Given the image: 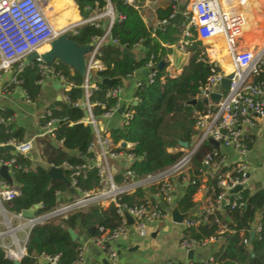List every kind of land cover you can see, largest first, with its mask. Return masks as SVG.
<instances>
[{"label": "built area", "instance_id": "1", "mask_svg": "<svg viewBox=\"0 0 264 264\" xmlns=\"http://www.w3.org/2000/svg\"><path fill=\"white\" fill-rule=\"evenodd\" d=\"M54 0H0V72L8 75L9 84H18L16 74L24 70L27 56L39 49L46 42L55 40L63 33H69L71 37L77 33V28L83 24H91L105 30L100 37H95L91 45L92 52L86 55L87 74L82 84L83 98L73 105L85 111L82 122L89 125L93 131V140L89 146L92 159L82 167L73 168L64 163L62 168L68 167L72 171V181L69 185L78 190V194L70 202L60 204L51 210L43 211L39 214L34 212L32 217H26L23 212H13L8 210L4 203L10 202L20 195V189L7 180H0V249L5 257L12 261L22 260L27 255V244L30 239L32 229L53 218L67 217L68 215L87 208L91 204H98L102 207L114 205L121 218L120 225L113 231L99 228L100 234L82 243L79 248V256L74 264H82L85 256L86 246L89 241L106 254L110 264H122L119 260V253L116 243L127 238L131 229L140 234L150 231V228L161 222L172 219V210L177 204L182 186L189 184V179L183 178L182 183L176 181V177L182 174L191 164L194 154L203 148L210 139L219 142L220 147L207 149L202 158L204 171L217 169L213 178L220 193L215 199L210 196L209 205L203 209L201 215L187 216L183 221V233L181 237V248L187 253L198 247L223 240L225 232L228 230L226 224L220 218L216 222L220 224L218 237L209 240L197 241L189 232V229L208 221V216L213 214L220 206L229 205L232 208L243 205L238 203V197L231 198L230 191L237 185H242L243 189L248 187L251 167L246 160L250 150L247 141V129L256 128L264 117V46L254 49H241L239 39L253 28L261 27V12L249 9L252 0H188V3L181 6L175 13L181 11L182 34L180 45L187 43L188 38L196 36L202 41L206 53L211 62L212 74L205 85L200 88L198 101L205 105L204 112L196 113L195 131L196 135L191 146L185 147L182 144L180 150L184 156L173 166L155 174L143 177L137 176L131 169L132 164L137 160L133 151L134 143L126 140L115 141L111 135V130L115 127H123L128 124V120L133 116V107L138 104V98L129 103H124L123 86H114L107 92V97L115 99L114 106L107 108L100 116L95 115V106L106 108V104L92 103L90 97L97 89L93 72L97 73L105 69L104 64L99 59L101 47L108 41L117 43L111 37V30L116 20H122L119 14L114 11L110 0H105L106 5L100 9L98 4L90 11L88 18L80 22L62 27L56 30L46 10ZM150 0H124L140 10L143 5ZM109 24L105 27L106 20ZM167 21H159L158 27H162ZM59 60L52 66L45 63L40 54L35 62L41 71L39 84L47 82L67 85L63 88L68 91L73 84L68 83L66 76L57 69ZM31 64V63H29ZM225 65H231L228 72ZM16 66V69H14ZM146 77L136 83V88L144 83H153L157 75V69L152 61L147 64ZM168 73L171 71L167 68ZM131 76V75H130ZM225 76H230V90L225 92L221 87V80ZM101 82V81H100ZM24 96L27 100L29 98ZM213 94H220L219 100H212ZM66 97V96H65ZM208 101L205 104V101ZM30 101V100H29ZM125 106L122 114L119 110ZM5 108L0 106V112ZM121 115V125L110 124L112 119ZM14 118L5 117L0 113V123H10ZM47 120L42 125L41 137H48L50 141L57 142L55 132L59 125V119L52 117L50 109L41 116V120ZM104 121V122H103ZM123 143H126L123 146ZM13 145L17 154L25 158H31L33 150L32 141L10 140L3 145ZM221 148L233 149L239 156L231 171H222L225 157ZM16 159H0V166L5 165L12 176ZM54 164L49 165L48 169ZM58 167V166H55ZM96 169L100 178L99 188L93 191H80L77 187L76 177L85 170ZM192 184L196 182L191 181ZM206 185V186H205ZM207 187V182L202 181L198 191ZM208 188V187H207ZM138 190L142 191V196L138 203L129 205L119 202L122 195H132ZM38 205V209L42 208ZM37 210V209H36ZM132 219V224L128 218ZM260 230V227L257 229ZM247 242V240H245ZM60 255L41 254L38 256V264H59ZM162 264H182L174 260H167ZM184 264H220L213 256L201 259L188 260Z\"/></svg>", "mask_w": 264, "mask_h": 264}, {"label": "trees", "instance_id": "2", "mask_svg": "<svg viewBox=\"0 0 264 264\" xmlns=\"http://www.w3.org/2000/svg\"><path fill=\"white\" fill-rule=\"evenodd\" d=\"M62 0H54L53 5ZM114 11L123 17L116 20L111 37L117 43L106 42L100 49L99 59L105 69L96 73L97 89L90 97L92 103L106 104V108L95 106L96 116H100L107 108L115 105L116 100L107 97L109 87L101 84L105 77L128 78L137 71H145L147 64L152 61L157 69L153 83H144L135 91L138 104L133 107V116L128 124L115 127L111 135L115 141L126 140L135 144L133 151L137 160L131 169L137 176L143 177L155 174L175 165L183 156L180 150L183 143L189 146L194 142L196 135V113L204 112L205 105L197 99L200 88L205 85L212 74L211 62L202 41L196 36L188 38L185 48L190 52L188 64L178 76H171L168 71V58L173 54L174 45L178 44L182 34L181 19L171 23V15L175 13L176 5L170 4L167 8H159L157 17L159 21L167 23L155 29L148 27L140 11L124 2V0H110ZM58 2V3H59ZM71 2L74 6H69ZM64 14L70 20L81 19L87 9L92 11L98 4L102 9L105 0H66L61 2ZM105 30L91 24H83L73 34V39L79 45H88L95 37H100ZM127 47L136 53L135 57L123 54ZM163 63V66L160 64ZM16 69V66H14ZM67 78L72 88L65 92V101H56L53 108H49L52 117L59 119L55 132L58 144L48 139L42 140L44 160L48 165L62 167L64 163L73 168L82 167L92 159L89 146L93 140V131L82 120L85 111L73 104L83 98L82 84L84 78L68 65L59 62L57 65ZM20 80L19 86L31 102H37L42 96V85L39 84L41 71L36 63L27 64L24 70L16 74ZM122 83L116 84L120 86ZM5 117H13L10 109L0 112ZM47 120L41 121L42 125ZM26 130L17 126L14 119L10 123H0V144L10 140L23 141ZM250 146V144H249ZM213 148L209 142L198 150L192 157L191 164L182 174L176 177L178 183L183 178L189 179V184L182 186L177 205L182 213L191 217L196 206L194 196L202 184V158L207 149ZM16 159L11 181L7 183L17 186L20 195L10 202H5V207L13 212H23L34 208L36 205L43 207L35 210L37 214L51 210L57 205L70 202L74 196L67 199L70 185L62 181H53L48 174L46 165H33L31 158H25L16 152L0 150V159ZM228 168L223 167L225 172ZM64 173L69 182L72 179V169L64 167ZM2 179L0 175V180ZM194 180L196 183L192 184ZM77 187L80 191H93L99 188V175L96 169L85 170L76 177ZM207 195L215 197L221 189L216 182L207 185ZM142 191L138 190L132 195H122L119 202L134 205L139 202ZM238 203L243 204L232 208L229 205L220 206L213 214L208 216V221L189 229L190 235L201 242L218 237L220 224L215 220L220 218L226 224L225 232L220 247L213 257L220 264H264V187L251 190L249 187L242 189L237 195ZM260 214V230L252 236L257 216ZM121 223L117 208L112 204L102 207L91 204L83 210L76 211L67 217L53 218L43 224L35 226L27 244V255L21 264H38L41 254L60 255L59 264H74L79 256L81 242L72 239L69 232L74 230L79 237L86 234L88 237H97L99 228L115 230ZM247 240V242H245ZM0 264H14L8 260L0 249Z\"/></svg>", "mask_w": 264, "mask_h": 264}, {"label": "crops", "instance_id": "3", "mask_svg": "<svg viewBox=\"0 0 264 264\" xmlns=\"http://www.w3.org/2000/svg\"><path fill=\"white\" fill-rule=\"evenodd\" d=\"M61 2L57 3L58 7L61 6ZM176 3L177 1L174 4L177 5ZM170 4H172L170 0H150L145 3L139 11L146 25L153 29L157 28L159 23L157 10L159 8H167ZM179 5H177L178 10L180 8ZM254 8L261 12V27L248 30L244 36L239 39V47L241 49H254L264 46V0H252L249 9L254 11ZM172 47L173 54L168 58L169 64L167 68L170 69L171 76H178L188 64L190 52L185 49L184 45H180L179 43ZM144 76L145 71H137L126 78L122 83L124 103H129L134 99L137 89L136 83L139 80H143ZM94 79L96 80V78ZM7 80L9 81L8 75H5L4 79L0 78V106L10 109L14 113L16 125L25 128L26 134L23 141H32L33 143V150L31 151L33 165L47 166L44 159H41L42 162L40 161L41 155L44 154L42 142L40 144H35L37 139L50 140L48 137L39 136V134L43 132L41 115L45 110L52 108V105L58 101L59 96L62 97V101H65L66 91L63 88L59 90L56 89L54 87L57 85L56 83L47 82L42 85L41 98L37 102H31L25 98L24 91L19 86H9L10 84ZM121 122V115H117L112 119L110 124L118 126L121 125ZM29 127L30 132L36 133L38 131L31 139L27 138ZM246 134L247 141L250 144V150L246 160L251 167L248 187L254 191L258 187H264V117L256 128L247 129ZM221 150L225 157L224 167L228 168L226 171H231L235 163L239 160V156L233 149L221 148ZM47 167H49V165ZM216 172L217 169H208L206 174L202 176V181L207 182V185L210 184ZM205 186L194 196L196 206L192 211L193 215H201L203 209L209 205L210 196L207 195L208 188ZM77 194L78 190L70 186L69 192L65 197L70 199L71 196L76 197ZM259 220L260 214L257 216L255 222V228L253 230L255 233L260 227ZM183 229L184 226L182 223H175L172 219L161 221L153 225L150 231L145 234H140L134 229H131V233L127 238L116 243L119 260L122 264H162L167 260H174L184 264L189 259L188 253L184 251L180 245ZM147 236L149 237L146 238ZM88 239L89 237L86 234L82 235L81 243L86 242ZM217 243L218 245H216ZM219 247L220 242L218 241L198 247L194 250V258L196 259L199 257V259H201L213 256ZM148 248H151L152 251L147 250ZM84 257L82 264H105V260L109 262L106 254L101 252L91 241H89L86 246Z\"/></svg>", "mask_w": 264, "mask_h": 264}, {"label": "water", "instance_id": "4", "mask_svg": "<svg viewBox=\"0 0 264 264\" xmlns=\"http://www.w3.org/2000/svg\"><path fill=\"white\" fill-rule=\"evenodd\" d=\"M182 9V6H181ZM84 18H88L90 15V10H86L83 12ZM182 16L181 11L176 12L175 16L172 18L171 23H175L178 20H180ZM109 24V19L106 20L105 22V27H107ZM54 44L59 48V51H53V52H46V53H38L36 51L30 53L26 60L25 63L29 64L32 62H35L36 59L38 58L39 54L42 58V60L47 63L49 66H52L56 60H59L61 62H63L64 64L68 65L72 70L76 71L81 77L85 78L86 74H87V67H86V61H85V57L87 54H89L90 52H92L93 50V46L91 44L88 45H79L75 42V40L71 37V35L69 33H63L61 35H59L54 41ZM123 54L124 55H129L131 57H135L136 53L134 51H131L129 48L125 47L123 49ZM160 66H163V63L160 64ZM125 81V79L123 77H105L101 80V84L112 88L114 87L116 84L119 83H123ZM230 85H231V79L230 76H225L222 78L221 80V87L225 92H228L230 90ZM56 89H62V88H66L67 85H62V84H57L54 86ZM220 99V94H213L212 95V100H219ZM58 101H62V97L59 96ZM198 100L194 99L193 103H196ZM208 101H205V104H207ZM54 107V105H52V108ZM125 109V106H122V108L119 110V113L122 114L123 111ZM210 142L216 147L219 148L220 144L217 141H214L212 139H210ZM54 144L57 145L56 142H53ZM185 147L188 146V143H183ZM126 143H123V146H125ZM0 150H8V151H15V147L13 145H3L0 146ZM48 174L50 175V177L52 178L53 181H62L65 183H70L68 181V179L65 176L64 170L62 168L59 167H55L52 166L48 169ZM0 175L3 179L7 180V181H11L12 176L9 173V169L7 166L2 165L0 166ZM243 189L242 185H237L236 187H234L230 193L232 194H236L239 191H241ZM38 209V205H36L34 208L29 209V210H25L23 211V215L26 217H32L35 210ZM188 215L185 213H182L178 207V205L176 204V206L174 207V209L172 210V220L175 223H183L184 219L187 217ZM129 223L132 224V219L129 217L128 218ZM71 237L73 240H77L79 242H81V237L78 236V234L70 229L69 230ZM255 231H252V236H254ZM218 245V243L216 244ZM188 259L192 260L194 259V250H191L188 252ZM196 259H199L196 258ZM105 264H109V262L107 260L104 261ZM14 264H21L19 261H14Z\"/></svg>", "mask_w": 264, "mask_h": 264}, {"label": "rangeland", "instance_id": "5", "mask_svg": "<svg viewBox=\"0 0 264 264\" xmlns=\"http://www.w3.org/2000/svg\"><path fill=\"white\" fill-rule=\"evenodd\" d=\"M171 1V3H175L176 1H177V5H179V7L180 6H184L185 4H187L188 3V0H170ZM59 1H57L55 4H54V6L51 8V9H49V15L50 16H52V19H54V21H55V23L57 22V24L59 25V24H61L62 22H68V20L70 21V19H68L69 17H67L65 14H64V9H63V7H61V6H57V3H58ZM176 5V6H177ZM65 18H67V19H65ZM186 49V48H185ZM6 74H4L3 72H0V78H2V79H4V76H5ZM93 77L94 78H96V73H94L93 72ZM44 113H46V110L42 113V115L44 114ZM40 115H41V113H40ZM39 115V116H40ZM41 115V116H42ZM21 122V121H20ZM19 122V123H20ZM104 122V121H103ZM21 124V123H20ZM28 137L27 138H29V139H31L33 136H34V134H37L38 133V131L36 132V133H34V132H30V127H29V130H28ZM39 133H40V131H39ZM42 142V139H37V141L35 142V144H40ZM37 155V154H36ZM42 157H40V161L42 162V160L44 159V156L43 155H41ZM42 159V160H41ZM149 236H147L146 238H148ZM145 246H146V244H145ZM147 250H151V248H148ZM152 251V250H151Z\"/></svg>", "mask_w": 264, "mask_h": 264}, {"label": "bare ground", "instance_id": "6", "mask_svg": "<svg viewBox=\"0 0 264 264\" xmlns=\"http://www.w3.org/2000/svg\"><path fill=\"white\" fill-rule=\"evenodd\" d=\"M68 5L69 6H74V4L71 3V2H69ZM52 7H53V2L50 5H48V7H47L46 13H47L48 16H49V9H51ZM50 19L53 22L55 29L59 30L62 27H66V26H69V25H74V24L80 22L81 20L84 19V16L81 19L70 20V22L68 20V22H62L59 25L57 23H55V21H54V19H52V17H50ZM39 51L42 52V53L53 52V51H59V48L54 44L53 40H51V41L46 42L44 45H42L40 47ZM225 67H226V65H225ZM227 69H228V72L230 73V70L232 69L231 65H227Z\"/></svg>", "mask_w": 264, "mask_h": 264}]
</instances>
